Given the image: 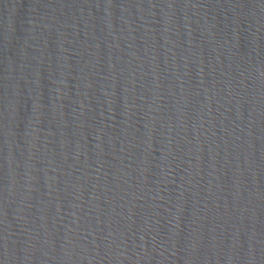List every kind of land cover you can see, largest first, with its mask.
Returning <instances> with one entry per match:
<instances>
[{
	"label": "water",
	"instance_id": "95a60500",
	"mask_svg": "<svg viewBox=\"0 0 264 264\" xmlns=\"http://www.w3.org/2000/svg\"><path fill=\"white\" fill-rule=\"evenodd\" d=\"M0 264H264V0H0Z\"/></svg>",
	"mask_w": 264,
	"mask_h": 264
}]
</instances>
